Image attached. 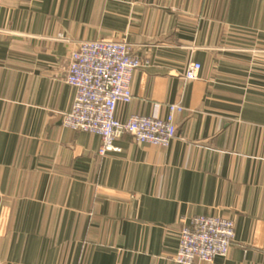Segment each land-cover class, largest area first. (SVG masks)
Returning <instances> with one entry per match:
<instances>
[{
    "label": "crops",
    "instance_id": "obj_1",
    "mask_svg": "<svg viewBox=\"0 0 264 264\" xmlns=\"http://www.w3.org/2000/svg\"><path fill=\"white\" fill-rule=\"evenodd\" d=\"M98 39L148 61L118 121L184 107L168 148L101 157L62 127L71 52ZM198 215L234 221L213 264H264V0H0V264H177Z\"/></svg>",
    "mask_w": 264,
    "mask_h": 264
},
{
    "label": "built area",
    "instance_id": "obj_2",
    "mask_svg": "<svg viewBox=\"0 0 264 264\" xmlns=\"http://www.w3.org/2000/svg\"><path fill=\"white\" fill-rule=\"evenodd\" d=\"M59 41L70 42L62 35ZM148 61L121 40L79 41L70 56L67 83L75 90L71 110L62 116V127L92 133L100 138L98 155L120 152L116 142L129 135L138 144L168 148L176 139V115L184 112L180 104L169 106V115H134L122 123L115 113L119 103L129 104L134 73ZM199 63H191L185 73L188 82L198 79ZM235 238L234 221L222 216L198 215L183 219L179 247L172 257L177 264H213L227 257Z\"/></svg>",
    "mask_w": 264,
    "mask_h": 264
}]
</instances>
